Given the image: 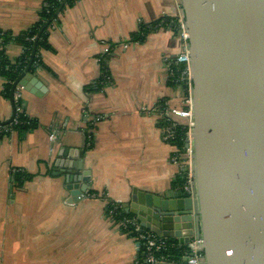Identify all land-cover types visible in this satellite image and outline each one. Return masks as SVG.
<instances>
[{"label": "crops", "instance_id": "0c3cea01", "mask_svg": "<svg viewBox=\"0 0 264 264\" xmlns=\"http://www.w3.org/2000/svg\"><path fill=\"white\" fill-rule=\"evenodd\" d=\"M45 2L0 0V30L12 37L26 31ZM180 15L177 0H76L55 15L48 48L40 50L42 66L34 71L46 91L21 93L23 112L37 125L0 135V264H139L143 259L139 243L111 222L106 202H127L133 188L184 194L174 184L181 167L172 161L173 147L162 139L154 110L182 104L183 88L168 84L164 60L179 53L181 42L176 29L152 25ZM141 24L153 29L135 41L131 36ZM1 52L14 61L23 47L0 38ZM103 62L110 83L91 90ZM4 84L0 73V121L12 115ZM51 131L57 132L53 144ZM61 147L72 149L73 156L83 150L78 173L87 174V189L74 202H68L67 172L59 167ZM15 172L31 178L17 185Z\"/></svg>", "mask_w": 264, "mask_h": 264}, {"label": "water", "instance_id": "95a60500", "mask_svg": "<svg viewBox=\"0 0 264 264\" xmlns=\"http://www.w3.org/2000/svg\"><path fill=\"white\" fill-rule=\"evenodd\" d=\"M177 2L190 54L193 196L133 188L121 207L144 228L179 244L200 237L201 264H264V0ZM35 50L36 43L11 100L16 86L38 96L46 91L29 70ZM13 117L12 106L0 126ZM58 156L67 172L68 202H74L87 189V174L78 173L83 150L73 156L61 147Z\"/></svg>", "mask_w": 264, "mask_h": 264}, {"label": "built area", "instance_id": "2783aa9c", "mask_svg": "<svg viewBox=\"0 0 264 264\" xmlns=\"http://www.w3.org/2000/svg\"><path fill=\"white\" fill-rule=\"evenodd\" d=\"M173 24L174 28L178 31V35L181 42V49L179 53H177L172 58H164L166 63L167 75L168 77H173L176 75L174 82H177L179 85L183 86L186 91V95L182 98V104L180 107H168L163 105L160 109L156 106L155 112H158L159 119H163L166 121V124L161 126L162 139L169 143L173 147V156L172 161L177 162L180 167L185 172L184 182L181 186L182 191L185 196L191 197L194 192V176L191 168V155L192 150L190 146V133L193 125L192 121V98H191V90H192V79L190 74V54H189V43H188V33L185 28L183 17H174L173 20L170 21ZM1 36V31H0ZM30 41H34L35 37L29 38ZM122 46L127 47L130 42L129 38L125 37L122 40ZM110 50L109 46H105V53H108ZM179 65L181 69L174 73L172 66ZM22 87L16 86L13 91V101L19 102L21 100ZM144 111H147L146 108H143ZM16 111L21 113L23 111L22 104H18L16 107ZM172 119V120H169ZM183 119L184 125L186 126V138L184 148L181 152L170 143V141L174 138V120ZM14 123L17 121L13 120ZM10 122V123H12ZM9 123V124H10ZM0 126V133L3 131H10L8 125ZM90 138V135H89ZM57 139V132L51 131L49 134V141L51 144L55 142ZM186 144H188L186 146ZM107 206H111L107 209V213L111 222L123 233L131 236L134 240H136L143 250V260L145 264H160V263H168V259L165 257L163 252L166 250H170L174 247V244H169L168 239L165 237H161L156 235L152 231L144 228L140 225V223L133 216H122L121 218H117L115 221L113 216H117L118 209L121 204L117 201H107ZM203 240L200 237L193 236L188 243H186V249L183 251L181 259L177 262L182 264L185 261V264H201V259L203 254L200 250V246L202 245Z\"/></svg>", "mask_w": 264, "mask_h": 264}, {"label": "trees", "instance_id": "16d2710c", "mask_svg": "<svg viewBox=\"0 0 264 264\" xmlns=\"http://www.w3.org/2000/svg\"><path fill=\"white\" fill-rule=\"evenodd\" d=\"M45 5L42 8L41 12L39 13V19L37 22L27 29L26 31L21 32L17 36H11L9 32H4L1 31V36L0 38L2 39V43L6 44L11 41H16L20 43L23 47V54L17 58L14 61L8 60L3 52H1L0 56V73L5 79V84L3 87V94L10 99L11 92H12V87L13 83L17 80V78L24 72V70L27 68L29 65L30 59H31V54H32V49L36 43V50L33 54L32 57V62L30 65L29 70L31 72H34L36 68L42 66L41 62V57H40V50L43 48H48V44L46 41V35H47V30L49 27L53 24L55 21V17L49 22L48 26H46L40 35L37 37L38 32L40 29L43 27L45 22L50 20L53 16L57 8L61 5L63 0H45ZM76 0H66L64 6H71L74 4ZM173 20L172 17H162L161 19L155 21L152 25L156 24H163L169 27L174 28L173 24L170 23V21ZM153 28H149V25H140L138 32L134 33L131 38L134 39L135 41L142 40L144 36ZM175 29V28H174ZM177 31V30H175ZM35 37L34 41H30L29 38ZM172 69L174 73H177L180 69L181 66L179 65H173ZM176 75L174 74L173 77H168V84L173 85V86H180L183 88V86L179 85L177 82H174ZM110 83L109 80V73H108V67L106 66L105 62L102 63V74L100 76L99 81L94 85L95 88H90L91 90H100L104 85H107ZM187 93L183 88V96H185ZM12 106H13V113H14V120L17 122L10 123L8 127L10 128V131L12 130H19V131H26L31 128H34L37 123L35 120L29 118L23 111L21 113H18L16 111V107L18 104L21 103V100L19 102H14L11 100ZM160 107H163V104H161ZM172 120V119H169ZM174 120V119H173ZM176 123L174 126V138L170 141L172 145H174L179 152H181L184 148L185 144V138H186V126L184 125V120L183 119H178L174 120ZM158 123L160 126H163L166 124V121L163 119H159ZM10 131H3L0 133V135H7L9 134ZM184 177H185V172L181 168L179 171V174L176 176L174 180V184L178 186H182L184 182ZM31 178V175L23 173V172H15L14 175L12 176L13 182L17 183V185H21V183L27 179ZM111 206H107L106 210L109 209ZM131 216L130 214H127L123 211L122 207L120 206L118 209V214L117 216H113V219L116 221L117 218H121L122 216ZM169 244H174V247L170 250H166L163 252L165 257L168 259V261L171 262H178L181 259V256L183 254V251L186 249L185 244H179L176 239H171L168 241ZM139 264H145L144 260L141 259L139 260Z\"/></svg>", "mask_w": 264, "mask_h": 264}]
</instances>
